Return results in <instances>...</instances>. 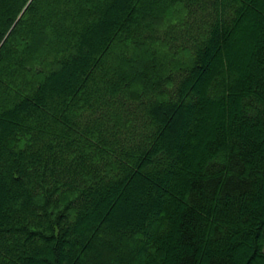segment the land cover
<instances>
[{
	"label": "trees",
	"instance_id": "trees-1",
	"mask_svg": "<svg viewBox=\"0 0 264 264\" xmlns=\"http://www.w3.org/2000/svg\"><path fill=\"white\" fill-rule=\"evenodd\" d=\"M0 264H264V0H0Z\"/></svg>",
	"mask_w": 264,
	"mask_h": 264
}]
</instances>
